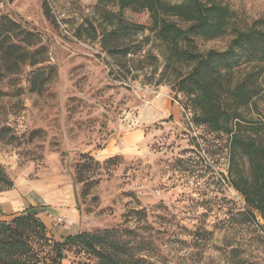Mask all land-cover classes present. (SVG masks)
Wrapping results in <instances>:
<instances>
[{"label":"rangeland","instance_id":"1","mask_svg":"<svg viewBox=\"0 0 264 264\" xmlns=\"http://www.w3.org/2000/svg\"><path fill=\"white\" fill-rule=\"evenodd\" d=\"M222 1L239 28L264 19V0ZM118 11L101 0H0V16L40 36L32 51L43 61L0 83V165L11 190L52 220L60 242L131 231L147 243L149 264H264V221L231 183L228 136L194 125L195 107L175 87L188 66L147 30L113 42L110 57L102 37L119 17L151 25L146 11ZM233 37L232 26L196 43L223 51ZM138 45L140 54L125 55ZM37 70L42 88L31 84ZM242 171L250 175L246 161ZM63 256L62 264H96L75 247Z\"/></svg>","mask_w":264,"mask_h":264},{"label":"trees","instance_id":"2","mask_svg":"<svg viewBox=\"0 0 264 264\" xmlns=\"http://www.w3.org/2000/svg\"><path fill=\"white\" fill-rule=\"evenodd\" d=\"M101 1L118 6L120 15L127 9L150 14V27L130 26L119 17L118 27L102 37L104 51L113 58L112 43L131 30H147L171 46L172 56L189 68L177 77L175 87L195 107L192 123L228 136L231 183L244 197L252 218L257 212L264 221V19L239 28L235 26L233 11L222 0ZM46 14L49 17V11ZM232 26L234 37L225 50L198 49V39L222 38ZM39 43L37 33L9 16H0V83L6 73L16 74L23 65L43 63L37 58L40 52L32 51ZM141 52L138 45L124 53ZM31 84L42 88L43 70L32 72ZM245 161L249 176L242 171ZM0 185L6 190L13 188L1 165ZM124 233H80L60 242L39 213L29 208L8 220L0 219V264H62L68 246L93 256L96 264H149L143 256L147 243L131 231Z\"/></svg>","mask_w":264,"mask_h":264},{"label":"crops","instance_id":"3","mask_svg":"<svg viewBox=\"0 0 264 264\" xmlns=\"http://www.w3.org/2000/svg\"><path fill=\"white\" fill-rule=\"evenodd\" d=\"M8 192L0 193V214L8 213L10 216L14 214L21 213L29 208H33L27 201L22 199L16 190H7ZM69 211V217L78 219L79 212L76 210L74 203L70 201L67 207ZM78 212V213H77ZM39 217L43 220L46 226L51 230L52 220L48 217ZM51 220V221H50Z\"/></svg>","mask_w":264,"mask_h":264},{"label":"built area","instance_id":"4","mask_svg":"<svg viewBox=\"0 0 264 264\" xmlns=\"http://www.w3.org/2000/svg\"><path fill=\"white\" fill-rule=\"evenodd\" d=\"M62 223H63L62 219H59V220L57 221V224H62Z\"/></svg>","mask_w":264,"mask_h":264}]
</instances>
